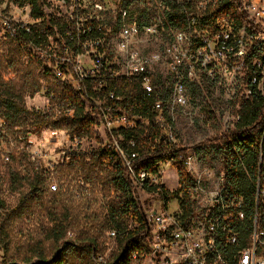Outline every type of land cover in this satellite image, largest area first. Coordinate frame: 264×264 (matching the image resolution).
<instances>
[{"label": "built area", "instance_id": "2783aa9c", "mask_svg": "<svg viewBox=\"0 0 264 264\" xmlns=\"http://www.w3.org/2000/svg\"><path fill=\"white\" fill-rule=\"evenodd\" d=\"M145 1L150 5L143 11ZM230 4L234 11L216 14L224 8L223 0H39L36 5L33 0H0V47L19 42L44 71L81 97L97 123L102 147L112 152L138 198L149 188L161 193L166 168L176 162L193 179L188 215L178 202L170 213L171 202L158 195L157 208L145 210L151 249L145 259L152 258L154 264H264V134L253 230L242 246L240 232L232 226L246 220L245 201L227 193L223 167L204 168L197 153L187 149L160 165L159 174L149 173L137 163L139 155L124 147L120 134L137 128L140 118L121 111L126 99L114 92L103 94L108 83L119 82H136L149 96L159 93L157 122L166 131V144L178 145L176 114L205 120L193 111L189 93L202 82L217 97L206 96L200 108L222 99L219 120L234 130L242 106L255 97L264 99V0ZM174 6L181 9L183 29L174 27ZM143 34L151 40L163 34L162 51L145 52ZM50 97L56 118L74 116L71 107ZM50 190L57 192L58 186L51 184ZM109 236L115 239L116 233ZM97 262L106 260L98 257Z\"/></svg>", "mask_w": 264, "mask_h": 264}, {"label": "trees", "instance_id": "16d2710c", "mask_svg": "<svg viewBox=\"0 0 264 264\" xmlns=\"http://www.w3.org/2000/svg\"><path fill=\"white\" fill-rule=\"evenodd\" d=\"M33 1L36 5L39 0ZM231 1L235 2V0H223L225 6L216 14L234 11L235 6L230 4ZM180 11L179 6L173 7L172 21L174 27L183 29L184 26L178 20ZM36 14L41 15L39 11ZM7 47L9 50L7 61L10 67L14 66L11 55L19 56L20 62L24 59L25 63H22L24 67L19 82L16 79L7 80L0 72V120L5 125L3 128L21 129L27 117H31V130L28 131L26 138L40 135L44 131H65L72 139H89L100 143L101 139L96 130L97 123L91 119V114L87 112V106L81 97L44 70L42 72L44 79L46 78L47 95L71 107L74 110V116L70 118L62 115L56 118L54 114H46L42 110L31 113L26 110L25 98L34 97L42 90L41 79L43 78L39 79V71L42 67L19 42L9 44ZM3 59L4 57L1 56V63L4 62ZM109 92H114L117 97L127 100L121 104V111L140 118L137 128L121 131L120 134L124 147L139 155L137 163L149 173L159 174L160 165L187 150L179 145H168L165 142L166 131L158 124V115L154 108L155 102L161 97L159 93L149 96L136 82L108 83L103 94L108 96ZM165 118L171 121L168 116ZM263 134L264 99L255 97L242 106L240 121L235 129L217 139L227 145L223 158L227 193L243 197L245 201L246 220L232 226L236 232H240L242 246L247 244L253 230L259 153ZM131 142L135 143L134 147L129 146ZM72 159L73 162L65 167L66 171L83 177L85 185L101 187L102 191L107 193L104 197L106 201L104 212L96 213L98 217L91 224L96 223L91 225L87 232H82L74 239L69 238L71 233L68 231L69 226L80 223V220L72 214L70 208L63 205L58 196H53L46 204L50 228L45 232L44 237L54 246L56 257L53 259L46 257L44 243L39 242L31 248V255L23 263L67 264L71 254L83 259L86 264H98L97 260L101 251L99 237L105 232H115L114 240L117 250L104 264H144L146 256H149L151 252L148 242L150 233H148L147 216L123 168L116 163L112 152L102 146L89 154H73ZM173 165L178 173V190L170 192L167 188L161 187V193L158 188H149L146 191L151 196L158 195L165 202H178L185 215H188L193 206L190 201L193 179L188 175L183 164L176 162ZM12 181L13 184H19L21 188L22 184L27 182L29 187V192L22 196L20 205L16 209H24L32 198L43 200L46 178L38 171H34L29 178L17 174ZM0 206L5 211L3 215H0V248L6 259L3 264H18L8 261L9 246L1 237L8 223L20 217V214L15 210L9 211L2 202ZM59 208L64 212H59Z\"/></svg>", "mask_w": 264, "mask_h": 264}, {"label": "rangeland", "instance_id": "374dc122", "mask_svg": "<svg viewBox=\"0 0 264 264\" xmlns=\"http://www.w3.org/2000/svg\"><path fill=\"white\" fill-rule=\"evenodd\" d=\"M145 1L142 10L148 7ZM150 5V4H149ZM143 50L147 53L160 52L163 49L164 35L159 40H151L143 34ZM4 57L0 62V72L7 80H17L22 76L25 60H21L17 55H11L14 66L10 67L8 60L9 50L7 46L0 47V57ZM43 68L39 71L42 90L34 97L27 96L24 106L28 112L42 110L46 114H55L56 104L52 98L47 95V83L44 79ZM164 68H159L157 73L160 75ZM203 83H196L190 87L191 107L194 112L198 111L205 120L187 119L182 115H175L173 126L176 131V140L180 147L193 150L200 158V164L206 168L218 170L223 167V158L227 149L226 143L217 140L223 134L229 132L230 128L219 120L224 115L222 110L224 102L222 99L213 102V105L204 104V98H211L212 94L217 97V93L206 91ZM213 96V97H214ZM220 98V97H219ZM213 101L212 99H210ZM201 103V104H200ZM234 111H236L234 109ZM31 117H27L23 128L9 130L2 128L0 120V202L5 204L9 211H18L20 217L8 223L7 229L2 233V240L9 246L8 261L24 264L23 261L31 255V248L39 242L44 243L45 254L49 259L56 257L54 246L45 240V232L50 228L48 212L46 210L47 202L53 197L58 196L65 207L70 208L72 214L80 220V223H73L69 226L71 236L78 237L82 232H87L91 222L95 221L101 212H104V204L107 193L102 191L101 187L85 185L84 178L71 171H66L65 167L73 162L72 156L77 153H92L103 145V142L97 143L94 140L79 138L72 139L65 131H44L40 135L26 138L28 131L31 130ZM98 132V131H97ZM100 135V132H98ZM10 161H6V157ZM69 157H71L69 159ZM35 160V161H33ZM34 171H38L46 178L44 187L45 193L43 200L30 199L24 209H16L20 205L23 195L29 192L27 182L22 184H13V177L17 174L29 178ZM215 172V171H214ZM65 173V174H64ZM65 176H64V175ZM216 174V172H215ZM166 188L170 192L178 190L179 181H177L176 170L172 167L166 168L165 172ZM58 186L57 192L50 190V185ZM69 190V191H68ZM139 199L144 205L146 211L157 208L159 204L156 196L140 192ZM74 203V204H73ZM177 209V202L172 201L169 206V212L174 213ZM162 211L164 209L162 208ZM59 212H64L59 208ZM5 211L0 206V215ZM93 234V232L91 233ZM100 254L104 260H108L117 250L116 241L109 236V233H102L99 237ZM67 264H86L83 259L69 254ZM4 254L0 248V264L5 262ZM100 264V263H98ZM144 264H154L152 258L145 259Z\"/></svg>", "mask_w": 264, "mask_h": 264}]
</instances>
